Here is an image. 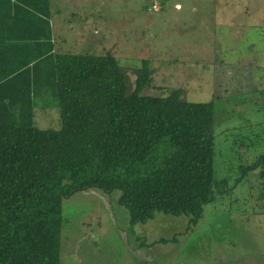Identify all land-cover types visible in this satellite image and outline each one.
<instances>
[{"label": "trees", "instance_id": "trees-1", "mask_svg": "<svg viewBox=\"0 0 264 264\" xmlns=\"http://www.w3.org/2000/svg\"><path fill=\"white\" fill-rule=\"evenodd\" d=\"M49 4L0 0V264H61L62 200L89 189L120 192L130 224L185 216L187 232L225 189L213 172V102H187L181 89L143 95L147 62L128 93L110 52L56 55ZM44 90L58 130L34 125Z\"/></svg>", "mask_w": 264, "mask_h": 264}, {"label": "rangeland", "instance_id": "rangeland-1", "mask_svg": "<svg viewBox=\"0 0 264 264\" xmlns=\"http://www.w3.org/2000/svg\"><path fill=\"white\" fill-rule=\"evenodd\" d=\"M49 1L56 55L110 52L128 93L147 62L143 95L181 89L187 102H213V172L225 187L187 232L185 216L130 224L118 191L77 192L62 200L61 264H264V0ZM34 100V125L58 130L52 91Z\"/></svg>", "mask_w": 264, "mask_h": 264}, {"label": "flooded vegetation", "instance_id": "flooded-vegetation-1", "mask_svg": "<svg viewBox=\"0 0 264 264\" xmlns=\"http://www.w3.org/2000/svg\"><path fill=\"white\" fill-rule=\"evenodd\" d=\"M259 162H263V163H264L263 158H261V161H260V159H258V163H259ZM245 163H246V162H245ZM255 165H256V164H255ZM255 165H253V166H248L247 163H246V164H244V165H242V166H243V169H249V170H250V169H252V168H255ZM243 169H242V170H243Z\"/></svg>", "mask_w": 264, "mask_h": 264}, {"label": "crops", "instance_id": "crops-1", "mask_svg": "<svg viewBox=\"0 0 264 264\" xmlns=\"http://www.w3.org/2000/svg\"><path fill=\"white\" fill-rule=\"evenodd\" d=\"M175 8L177 9H179V5H175ZM56 13H58V12H56ZM52 16H53V14L51 13V20H52ZM51 20H50V22H51Z\"/></svg>", "mask_w": 264, "mask_h": 264}]
</instances>
